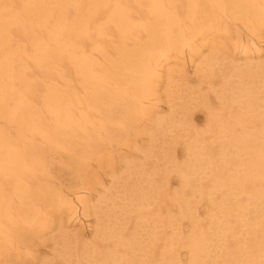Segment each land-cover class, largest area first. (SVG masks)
I'll list each match as a JSON object with an SVG mask.
<instances>
[{
    "label": "bare ground",
    "instance_id": "6f19581e",
    "mask_svg": "<svg viewBox=\"0 0 264 264\" xmlns=\"http://www.w3.org/2000/svg\"><path fill=\"white\" fill-rule=\"evenodd\" d=\"M261 40L264 0H0V264H264Z\"/></svg>",
    "mask_w": 264,
    "mask_h": 264
},
{
    "label": "rangeland",
    "instance_id": "374dc122",
    "mask_svg": "<svg viewBox=\"0 0 264 264\" xmlns=\"http://www.w3.org/2000/svg\"><path fill=\"white\" fill-rule=\"evenodd\" d=\"M263 47H264V41L263 40H261V43H260ZM264 51V50H263ZM187 62V61H186ZM190 69H191V66H190ZM195 118H196V120L201 124V122H203V119H204V116H205V110L204 109H201V108H198L197 110H196V113H195ZM201 126V125H200ZM178 149H179V153H180V155H182L183 156V151H184V145H179V147H178ZM178 184H179V182H178V179H175L174 180V186L173 187H175V186H178ZM82 219V221H80V220H77V221H75V223L77 224V230H80V231H82L86 236H89V234H90V232H91V226L88 224L89 223V221L87 220V219H85L84 217L83 218H81ZM88 224V225H87ZM89 229V230H88ZM89 232V233H88Z\"/></svg>",
    "mask_w": 264,
    "mask_h": 264
}]
</instances>
